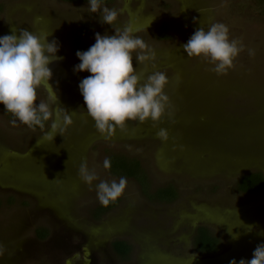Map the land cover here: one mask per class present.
Returning a JSON list of instances; mask_svg holds the SVG:
<instances>
[{
	"label": "rangeland",
	"instance_id": "374dc122",
	"mask_svg": "<svg viewBox=\"0 0 264 264\" xmlns=\"http://www.w3.org/2000/svg\"><path fill=\"white\" fill-rule=\"evenodd\" d=\"M106 6L120 9L117 27L131 25L152 46L155 68L137 65L135 58L133 68L167 74L164 91L171 116L155 124L129 121L105 139L78 90L89 73L73 71L78 60L71 30L89 23L90 46L95 33L111 34L112 26L99 23V11L88 12L86 3L0 0V35L25 29L58 40L56 55L62 59L49 64V84L57 96L55 106L72 112L64 136L57 133L52 142L38 145L41 130L13 124L12 115L0 107V264H65L70 259L60 245L80 242L98 245L89 252L90 264L251 259L257 244L264 243V189L245 195L235 185L244 175L264 174V12L257 0H115ZM212 22L226 24L230 38L245 45L226 75L209 71L203 59L187 58L181 47L195 29ZM164 25L170 39L160 40L157 31ZM249 48L254 55L249 56ZM37 96L45 98L46 90L37 89ZM160 128L167 130L166 142L155 135ZM111 151L141 161L153 189L172 183L179 198L171 204L148 201L138 184L126 179L118 207L95 222V188L80 181L77 169L86 160L99 179L118 181L101 166ZM200 226L221 239L217 254L194 251L193 236ZM43 228L48 235L40 240L35 232ZM115 238L132 245L129 262L109 246Z\"/></svg>",
	"mask_w": 264,
	"mask_h": 264
},
{
	"label": "clouds",
	"instance_id": "9594fccd",
	"mask_svg": "<svg viewBox=\"0 0 264 264\" xmlns=\"http://www.w3.org/2000/svg\"><path fill=\"white\" fill-rule=\"evenodd\" d=\"M86 4L88 12L99 11V23L113 28L111 34L95 33V42L87 50L75 53L79 63L73 66V71L89 73L79 81L78 90L97 132L109 139L115 129H123L129 121L155 124L164 115L171 116L170 99L164 91L169 83L167 74L161 70L145 74L133 68V58L137 65L152 63L155 68L152 46L136 35L138 29L131 25L116 26L120 9L106 6L103 0H86ZM48 35L25 29H20L18 35L16 29L0 35V105L12 115L13 124L19 122L28 129L41 130L38 145L41 141L52 142L57 133L64 136L72 124V112L55 106L57 96L49 84L52 76L49 64L62 57L56 55L58 40L48 41ZM181 47L187 58L203 59L210 65L208 70L218 76L233 69L234 61L245 50L241 40L230 38L228 26L222 22L195 29ZM248 54L252 56L254 51L249 48ZM41 88L46 90V97L38 100L37 89ZM155 135L162 142L168 140L165 128ZM101 166L108 170L110 159L105 157ZM77 175L90 190L95 188L102 207L115 203L127 184L123 176L118 181L99 179L86 160L81 161ZM95 181L98 182L93 184ZM229 264H264V243L257 244L251 259L238 262L232 259Z\"/></svg>",
	"mask_w": 264,
	"mask_h": 264
},
{
	"label": "trees",
	"instance_id": "16d2710c",
	"mask_svg": "<svg viewBox=\"0 0 264 264\" xmlns=\"http://www.w3.org/2000/svg\"><path fill=\"white\" fill-rule=\"evenodd\" d=\"M70 4H83L86 0H61ZM115 0H103L105 5L113 4ZM258 6L264 12V0H257ZM93 34L92 26L87 22L75 26L71 30L72 35V49L74 53L77 50L84 51L89 47L87 40ZM157 38L160 40L170 39L168 35L167 26H162ZM78 60V58H77ZM79 63V60H78ZM3 109V105H0ZM4 110V109H3ZM11 115L10 113H7ZM47 127V123H46ZM36 130H40L37 128ZM107 158L111 161V166L107 170L113 177L120 178L125 177L127 180L136 182L140 188V191L145 199L151 202L171 204L175 202L180 195L178 188L169 183L160 188L153 189L151 187V180L148 171L141 165V161L134 157L127 156L119 152L107 153ZM235 189L241 194L249 195L257 193L264 189V174L263 173H251L242 176L236 183ZM12 204V200H9ZM120 198L111 203L107 207H102L100 204L94 209L92 215L95 220H99L107 215L111 210L118 207ZM9 204V205H10ZM2 201L0 200V208L2 207ZM48 232L46 230H37V234L40 238H44ZM221 247V240L209 229L202 227L198 229L197 235L193 240V248L200 254H212L216 253ZM113 248L117 255L124 261L129 259L131 253V247L122 241L113 243Z\"/></svg>",
	"mask_w": 264,
	"mask_h": 264
},
{
	"label": "flooded vegetation",
	"instance_id": "af4514ba",
	"mask_svg": "<svg viewBox=\"0 0 264 264\" xmlns=\"http://www.w3.org/2000/svg\"><path fill=\"white\" fill-rule=\"evenodd\" d=\"M161 29V28H160ZM160 29L157 31L158 33H159V31H160ZM105 217V216H104ZM104 217H102L101 219H99V220H95L94 219V221L96 222H98V221H101ZM59 220H61L62 222H64V220H62V219H60L59 218ZM65 223V222H64ZM65 224H67V223H65ZM202 227H205V228H207V229H209L210 230V232H212V233H214L210 228H208V227H206V226H200V227H198V228H196V230H195V233H194V236H193V240H194V238H195V236L197 235V232H198V229H200V228H202ZM38 230H46L45 228H43V229H38ZM47 231V230H46ZM48 232V231H47ZM36 233V236L40 239V240H44L45 238H47V235H48V233L46 234V236L44 237V238H40L39 236H38V234H37V231L35 232ZM82 232H80V234H81ZM216 235V234H215ZM217 236V235H216ZM218 237V236H217ZM219 238V237H218ZM220 239V238H219ZM221 240V239H220ZM117 241H122V242H125V243H127L130 247H131V253L129 254L130 256H129V259L128 260H123L122 258H120L118 255H117V253L115 252V250H114V248H113V243L114 242H117ZM93 245V244H92ZM91 244H89V243H87V244H83V243H78V245L77 244H66L65 243V245H60L61 247L59 248V249H61V252L63 251V253L65 254V255H68L69 256V259H70V264H90V262H89V259L88 258H90V254H89V252L90 253H93V248H96V246H98V245H96V246H92ZM109 246L112 248V250L114 251V253L116 254V256H118V258L122 261V262H124V263H127V262H129L130 261V258H131V254H132V252H133V247H132V245L130 244V243H128L126 240H123V239H113L112 240V242H110V244H109ZM222 249V241H221V247H220V249L216 252V253H212V254H204V255H215V254H217L220 250ZM194 251H195V249H194ZM195 252H197V251H195ZM197 253H199V252H197ZM203 255V254H202Z\"/></svg>",
	"mask_w": 264,
	"mask_h": 264
}]
</instances>
